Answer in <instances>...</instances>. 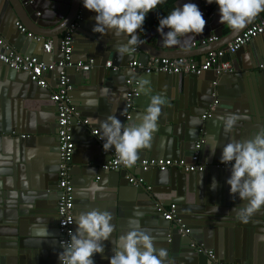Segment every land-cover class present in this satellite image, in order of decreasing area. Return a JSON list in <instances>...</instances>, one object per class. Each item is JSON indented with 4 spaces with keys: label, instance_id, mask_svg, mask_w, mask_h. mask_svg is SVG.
I'll use <instances>...</instances> for the list:
<instances>
[{
    "label": "water",
    "instance_id": "1",
    "mask_svg": "<svg viewBox=\"0 0 264 264\" xmlns=\"http://www.w3.org/2000/svg\"><path fill=\"white\" fill-rule=\"evenodd\" d=\"M54 1L61 4L51 5L50 8L56 11L55 19L52 25L46 28L41 22L45 19V16L42 13L43 9H39V0H0L9 16V20L1 26L0 35L7 40L17 53L31 56H37L34 55L35 51H32L33 45L37 44L42 46L41 54H44V40L49 37L53 41L52 54L58 52L60 58L56 60H60L63 55L60 50V42L62 40L60 36L81 15V20L74 36V52L80 53L81 45L87 43L88 46L82 60L93 58L95 64L89 72L76 71L75 68L68 70L71 82L75 87L73 92H71V100L78 97L75 93L80 86L84 87L82 89L85 94H83V97H90L87 102L77 101V103H74L81 112L80 116L75 117L72 123V132L75 135L76 145L72 165L77 168V172L71 173L72 184L77 192V198L79 196L88 198L90 194V199L86 202L88 209L90 201L110 203L112 210L109 213L112 215V224L114 225L112 237L108 241L103 242V254L94 255V264H109L113 251L119 243L120 236L127 233L126 221H123L122 217L150 220L148 219L149 216L158 219L154 225L160 224L158 230L161 234L153 235L152 237L157 250L163 249L166 252L164 264H204V261L209 262L207 250H213L220 260L228 262L256 264L263 261L262 264H264V208L256 211L248 222H242L237 212L246 202L241 201L238 195H231L230 188L227 192L225 190L218 191L224 187L222 182L219 184L218 190H216V187L213 189L212 186L201 188V186L196 185V181L201 179L199 174L204 177L208 173H218L220 178L225 180H228L231 176V167L221 168L215 166L221 163L215 153L214 161L207 160L211 147H214L215 144L213 141L214 128L218 121L223 122L222 117H226L230 112L240 115L241 119L237 121L231 130L234 134V128H236L237 134L241 135V139L238 138L239 141L253 138L260 130H264V70H256L257 67L264 64V40L263 42H258L256 38L237 52L239 53L245 47L248 49L250 46L251 58L250 63L247 62V66L240 68L241 71L234 68L235 71L229 74L234 77L233 81L236 79L235 84L232 81L233 87L231 91L227 89L226 92H220L219 85L214 88L212 83L218 81L219 77L212 70L208 71V73L213 74L208 84V95L209 93L211 94L201 104H198L195 99V102L191 103L193 105L191 107L185 106L184 108L183 100H179L177 89L173 92L171 89L183 80L200 81L203 77L202 75L207 72L201 75L152 73L146 74L143 79L136 77L140 82L143 81L149 84V88L152 87V91L155 93L164 92L162 96L166 100L158 119V130L153 134L151 147L141 150L136 162L157 158L156 156H173L175 157L174 159H179L187 155L188 157L184 158L189 159L194 152L196 142L201 134L205 132L206 143L201 149V159L209 166L203 172L189 173L178 168H171L164 172L158 170L139 172L133 168L121 171H105L100 167L112 158L111 152L115 150L113 148L107 152L104 151V141L99 140L101 134L98 136L91 134L94 124H101L109 115L116 116L125 126L130 123H138L141 115L135 114L145 112L152 96H149L147 101L144 102L147 90L145 92L140 90L139 97L133 100L134 109L130 111V119L126 120L123 118V114L126 113L128 86L126 85V88L122 90L124 84H122L121 79L126 84L127 78L130 77L128 74L129 70L137 73L139 70L143 72L140 67L131 68L129 63L139 59L138 62L144 66L153 57L189 58L190 56L184 52L187 47L182 44L185 41L183 37L179 38V44L167 47L161 41V34L155 29L157 34L155 44H152L154 37L149 39L144 37V35L142 36L139 31L140 43L135 46L137 48L136 54L125 55L123 59H119L115 48L126 43L127 37H120L117 44L110 42L107 46L106 42L103 51L99 47L100 43H104L101 42V35L94 33L93 28L90 26L89 28L86 27L85 21L88 20V17L86 19L85 15L90 14V11L84 8L82 0ZM19 21L27 25L28 32L41 36L44 40L38 43L28 37L27 34L21 33L16 26ZM85 28L91 32V36L82 33ZM167 31L165 30V32ZM238 34L235 32L232 37H229L231 39H228L229 41H226L224 46ZM113 36L116 38L115 35ZM24 45L26 46L25 50L22 49ZM210 50L212 49L208 48L207 52ZM110 54L112 55L110 56ZM37 57L40 58L39 56ZM109 58L113 59V62L111 61L112 67L118 66L120 70L114 71L112 68L110 70L106 68ZM227 58L229 59V56ZM40 59L42 60V58ZM51 60L55 59L52 58ZM0 64L4 65L2 77L4 85L8 86L10 82H20L24 91L29 94L42 93L51 96L52 93L49 87H38L36 83L31 81L27 73L17 72L2 62ZM149 78L157 80L155 83H151L148 82ZM165 79L167 86L163 89ZM34 86L40 91H36ZM104 89H111L112 91L109 90L110 93L116 94L114 96H116L117 101L115 100L114 102H117V107H112V113L110 112L109 114H106L108 108L103 105L92 106L95 104L93 102L95 93L103 92L105 95V92L108 91ZM214 89L217 91L218 106L209 120H200V117L204 115L209 105L214 101L212 97ZM5 98L6 94H2L3 103L9 105ZM175 102L179 105L180 110H185V114L188 111L193 114L192 120L185 116L186 129L183 132L177 131V120L176 122L174 121L178 114ZM52 104L55 108V103L53 102ZM71 104L73 105L72 102ZM9 106L6 107L8 114H3L5 117L2 116L0 118V138L4 134L9 137L10 141H13L12 145L19 142L20 146L18 152L15 153L17 157L15 159L12 156L9 157L12 167L5 168L0 166V264H60L59 255L62 249L59 245L57 227L60 165L57 113L53 109L54 114H56V119L53 120L54 126H45L55 142L53 140L44 141L49 146L51 157L47 158L45 169L42 172L43 175L38 176L33 170H30L27 162L28 159L30 161L28 148L36 144L35 140L29 139H34L36 136L21 135L20 130L14 124V115L9 113ZM196 109L198 110L197 112L195 111ZM180 115L183 116L184 114L180 112ZM85 119L88 124L83 123ZM77 121L81 122V125H76ZM28 133L39 134L40 132ZM165 141L166 145H163ZM85 145L87 150L84 148ZM56 150L57 153H55ZM86 151L87 155L86 157L83 156V158L82 154L84 155ZM19 152H22V158L19 157ZM14 161L17 164L13 166ZM140 174L149 177L150 181L146 179V186H152L150 190L144 184L134 186L126 177L127 175L131 177L140 176ZM155 178L156 182L153 183ZM93 186H96L100 191L93 193L91 191ZM86 192L88 193L86 194ZM100 192L102 197H99ZM172 203L176 204L177 218L167 221L164 219L163 214L158 211V208H165L172 205ZM215 206H218V212ZM134 212L139 213V215L134 217ZM76 218L75 216V220ZM46 227L47 233L41 231ZM186 229H189V233L183 235L181 230L184 233ZM75 231L76 223L73 226V233ZM241 231L244 234L243 239L237 238L236 233L240 235ZM259 243L261 244L259 245ZM96 256L104 259L98 260ZM254 256H259V258H254Z\"/></svg>",
    "mask_w": 264,
    "mask_h": 264
},
{
    "label": "clouds",
    "instance_id": "2",
    "mask_svg": "<svg viewBox=\"0 0 264 264\" xmlns=\"http://www.w3.org/2000/svg\"><path fill=\"white\" fill-rule=\"evenodd\" d=\"M163 2L164 0H82L84 8L96 14L94 33L101 36L111 33L118 38H128L126 43L115 48L119 59L135 53V46L140 43L138 32L143 30L146 17ZM207 3L217 4L220 23L227 24L235 31L243 30L257 15L264 12V0H207ZM205 26L206 20L198 6L185 3L182 8L176 7L166 17L159 18L157 31L161 34L162 43L172 47L179 44V38L187 34H202ZM165 29L168 31L165 32ZM140 90L145 92L143 81ZM165 102V98L160 95L151 96L139 122L127 126L116 116L109 115L101 122L99 139L104 141V151L114 148L118 161L131 168L136 163L139 152L151 147ZM221 119L224 130L230 132L241 117L232 113ZM211 150L214 154L215 149ZM221 163L231 166L227 184L231 195H238L241 201L246 202L237 212L241 221L246 223L256 211L264 208V130H260L253 138L227 143L222 151ZM212 187L215 189V181ZM91 191L95 193L100 189L93 186ZM215 208L218 212V206ZM133 215L135 217L139 213L134 212ZM75 223L76 231L71 235L70 244L59 255V260L61 264H94V255L103 254V242L112 237V215L107 211L94 209L81 213ZM129 223L138 225L139 221L130 218ZM41 231L47 233V227ZM165 257V250H157L152 236L132 228L120 236L109 264H164Z\"/></svg>",
    "mask_w": 264,
    "mask_h": 264
},
{
    "label": "crops",
    "instance_id": "3",
    "mask_svg": "<svg viewBox=\"0 0 264 264\" xmlns=\"http://www.w3.org/2000/svg\"><path fill=\"white\" fill-rule=\"evenodd\" d=\"M185 3L196 4L198 6L199 10L202 12L204 19L206 20V26H205L202 34H191L190 33V34H187L186 36L183 37V40H185V41H183L182 44L187 47V50H184V52H186V55L190 56L189 59H192L196 62L203 61L206 54L209 52V51L207 52L208 48L212 49V50L222 48V47H224L226 41H229L231 39V38L229 39V37H232L235 32H236V34L241 32V30H239V31L232 30L230 27H228L227 24H221L218 5L215 3L208 4L207 0H164V2L161 3L160 5H158L157 8L154 9V11H152L151 13H158L160 11H163L167 15H169L173 10H175L176 7L182 8ZM39 4H40V5H38V6H40L39 9L40 10L43 9L42 13H44V16H45V19H43L41 22L46 28H49L50 25H52V22H54L55 12H56L54 9H51L50 7H51V5L61 4V3H57L54 0H39ZM95 16H96V14L94 12H90V14L85 15L86 19L88 17V20L85 21L86 27L89 28V26H90L91 28H93L95 26V23H96ZM262 17H264V12H261L259 15H257L255 17V19L253 20V23L258 21ZM7 20H9V16L5 12V10L2 6V3H0V33H1V26L4 25ZM79 21H77L78 24H79ZM20 23L23 24L27 28V25L25 23H23V22H20ZM250 24H247L246 27H248V25H250ZM157 28H158L157 26H151L149 28H147V26H143V30H140V33L142 36L144 35V37H148L149 39L154 37L152 39V44H155L156 36H157L155 29H157ZM165 30H168V29H165ZM64 33L60 37H62L64 35ZM82 33L84 35L91 36V32H89L88 29H86V28L82 30ZM212 36L218 37V41L208 43L206 45V46H208L207 48H205L206 46H202L200 44V42L202 40L208 39ZM1 37H3V36H1ZM48 38H46V39H48ZM119 38L118 37L114 38L113 34H111V33L108 35H105V36H101V42H104V43H100L99 47L101 48V50L104 51V48L106 46V42H107V46L110 44V42L117 44V43H119V41H118ZM257 40H258V42H263L264 34L261 35L260 37H258ZM194 42L197 43L195 46L193 45ZM101 44H102V46H101ZM87 46H88L87 43L81 45V48L79 49L80 53H75V57L78 59H84V55H85L84 53L87 49ZM22 49L25 50L26 46L24 45ZM212 50H210V51H212ZM32 51H35L34 55L39 56L40 58H42L43 61H45L47 63L57 61L56 59L60 58V55L58 54V52H56L54 54L50 53V55L46 54V53L41 54L42 46L40 44L33 45ZM51 54H52V56H51ZM111 55L112 54H110V56ZM52 58L55 60L52 61L51 60ZM153 58H155V57H153ZM162 58H170V57L165 56ZM250 58H251V48L249 46L248 49H247V47H245V49H243L239 53L232 55L230 57V62L234 68H237L240 70V68L247 66V62L250 63ZM91 59H93V58H91ZM108 61L113 62V59L109 58L107 60V62ZM3 66L4 65L0 64V118L2 116H4L3 114H8L6 107L10 105L9 106V113L14 115V121H15L14 124L16 125L17 129L20 130L21 135H26V136L29 135L30 137L36 136L34 139L33 138L29 139V140H35L36 144L35 145L33 144L32 147L28 148V155H30V161L28 159L27 162L29 163L31 171L33 170V172L36 173V175L42 176L43 175L42 172L46 166L47 158L51 157V154L49 152V146H47L44 143V141H46V140H53L54 141L53 136L49 135V132L45 128V126H48V127L54 126L55 123L53 122V120L56 119V114H54L53 109L56 110V113H57V109H56V107L54 108V105L52 104L53 102H52V100L48 94H42V93L29 94L26 91H24L23 85L20 82H10V84H8V86L4 85V80H2L3 72H4ZM261 66L257 67L256 70H264V66H263V68ZM107 69L110 70L111 68H107ZM128 74L130 77H139L141 79H143L144 76L146 75V73L142 72L141 70H139L138 73L134 72L132 70H129ZM56 76H57V72L51 73V75H49V86L48 87L50 88L51 93L54 90V87L56 85ZM202 76L203 77L201 78L200 81H198V80H192V81L191 80L190 81L183 80V81H180L179 83H177V85L172 87V89H171L172 92L177 89L178 95L180 97L179 100H181V99L183 100V107L184 108H185V106H187V107L193 106L191 103H194L195 99H196V102L198 104H201L209 98L211 93H209V95H208V91H209L208 84L210 83V79L212 78L213 74L207 72V73L203 74ZM233 78L234 77L229 75V74H225V75H222L221 77H219V79L217 81L218 82L217 85H219L220 92L221 91L226 92L227 89H228V91L229 90L231 91V88L233 87V83L235 84V81H236V79H235V81H233L232 80ZM156 80L157 79L153 80V79L149 78L148 82L155 83ZM121 81H122V84H124L122 86V90H124L126 88V84L124 83L123 79H121ZM232 81H233V83H232ZM144 84L146 86L145 90H147V94L145 96L144 102H146L148 97L151 95L152 96L153 95H160V96L163 95L164 92H156L155 93L154 91H152L153 90L152 87L149 88V84H147V83H144ZM166 84H167V81L165 79L163 89L166 88V86H167ZM34 89L36 91H40L39 89L36 88V86H34ZM74 89H75V87H74ZM82 89H84V87L80 86L78 88L77 92L75 93L76 95H78V97H76V99H74V100L72 99V101H71L73 103V107L75 109H77L79 114L81 111L78 110V107L74 103H77V101L78 102L79 101H86L87 102V101H89L88 99L90 98L88 96L83 97L84 93L82 92ZM148 89H149V92H148ZM104 90L108 91V92H105V95L103 94V92H96L95 93V99L93 101V102H95V104H93L92 106L103 105L104 107L108 108L106 111V114H109L110 112L112 113V107H117V102L116 103L114 102L115 100L117 101V99H116V96H114L115 93H110L109 90H111V89H108V90L104 89ZM2 94H6V98H5L6 100L5 101H8L9 105L7 103H3L2 99H1ZM102 96H105V97H102ZM248 99H249V97H248ZM51 107H52V109H51ZM175 107H177V109H178V114H177L176 118L174 119L175 122L177 120L176 128H177L178 132H183L186 129L185 116L187 118H189L190 120H192L193 114L191 111H188V113L185 114V110L184 109L180 110L179 105L177 103H176ZM195 111L197 112L198 110L196 109ZM180 112H182L184 115L181 116ZM232 113L233 112H230L229 114H232ZM142 114H143V112H140V113L135 114V115H142ZM100 119H101V117H100ZM171 119L173 120L172 117H171ZM200 120H203L202 116L200 117ZM205 121H207V120H205ZM76 125H81V122L77 121ZM93 129H98L99 134H101V124H99V123L94 124V127L91 129L92 135H94L92 133ZM2 130H3V128H2ZM28 132H34V133L40 132V133L39 134H32V133H28ZM214 133H215V135H214L213 141L215 144H214V147H211V149H215L214 153L216 154L217 159L221 160V155H222V151H223L224 146L229 142L239 141L238 138L241 139V135L237 134L236 128H234V134L231 131L226 132L224 130V124L221 121L217 122V124L214 128ZM81 134H82V132H81ZM94 136H96V135H94ZM74 139H75V135H74ZM12 142L13 141H10L9 137H6V135H4V134L1 135V138H0V166L1 167L11 168L12 166H11V162H10L9 157L12 156L14 159L17 157V155L15 153L18 152L20 143L17 142L15 145H12L13 144ZM217 144H219L218 147H217ZM163 145H166V141L163 143ZM55 148L57 149V147H55ZM84 148H86V150H87L86 145ZM171 148H172V146H171ZM55 153H57V150ZM215 154H213V152L211 150L209 155L207 156V160L214 161ZM86 155H87V151L85 152L84 155L82 154V157L83 156L86 157ZM19 157L22 158V152H19ZM156 157L160 158V159L161 158H175L173 156H156ZM184 157H188V156L184 155L181 158H184ZM16 164H17L16 161H14L13 166ZM74 167H75V165H72L71 173L77 172V168H74ZM211 174H213V175H211ZM199 175H201L200 176L201 179H198L196 181V185L201 186V188L202 187H204V188L211 187L213 185V181L216 182V188H217L216 190H218L219 184L222 182V185L224 187H222L218 191L225 190L227 192L228 189L230 188V186L227 184V180L221 179L220 175H218V173H208V175H206L204 177L202 176V174H199ZM135 178H143L142 184H144L145 186H146V179H148V181H150L149 177H147V175H144V174H140V176H135ZM155 182H156V178L153 179V183H155ZM147 187H149V185L146 186V188ZM150 187L152 188V186H150ZM87 193L88 192H86V194ZM74 194H75V199H76L75 200L74 213H75L76 217H78L81 213H86V212H88L90 210H94V209H97L100 211H107V212H110V210H112V205L110 203H108V202L98 203L96 201H94V202L90 201V206L88 209L87 208L88 205L86 204V202L88 201V199H90L89 198L90 194H89L88 198H84V197L81 198V196H79L77 198V192L75 191V188H74ZM101 195H102V193L99 194V197H102ZM172 204L176 205L174 203H172ZM169 207L170 206H166L165 208H169ZM130 218H133V217H127V218L122 217L121 218L123 221H126L125 225L127 226V232L129 230H131L132 228H136L139 231L146 232L150 236L161 234V232L158 230V228H160V224L154 225L158 219H155L154 217L151 218V216H149V218H148L150 220H146L145 218H137V220L139 221V223L137 225V224H130L129 223ZM133 219H135V218H133ZM236 234H237V238L240 237L243 239L244 234L242 231H241L240 235H238V233H236ZM246 242H247V240H246ZM247 244H248V242H247ZM260 244L261 243H259V245ZM198 251L201 252L200 249H198ZM96 257L98 258V260L104 259L103 257H100V256H96ZM254 258H259V256L258 257L254 256ZM260 258H262V257H260ZM262 263H263V261L257 262L256 264H262ZM182 264H184V263H182ZM204 264H209V262L204 261Z\"/></svg>",
    "mask_w": 264,
    "mask_h": 264
},
{
    "label": "built area",
    "instance_id": "4",
    "mask_svg": "<svg viewBox=\"0 0 264 264\" xmlns=\"http://www.w3.org/2000/svg\"><path fill=\"white\" fill-rule=\"evenodd\" d=\"M81 20V15L77 17L76 22L65 31L60 42V50L62 52V58L57 61L47 63L37 56L22 55L17 53L8 42L0 36V62L7 65L9 68L14 69L17 72L27 73L31 81L36 83L40 88H46L49 86V75L57 72L56 85L50 96L52 102L55 103L57 109V125H58V143L60 154L59 165V198L57 202V215H58V231H59V245L62 251L71 242V235L73 233V226L75 223V194L74 186L72 184V161L75 151V140L72 132V123L75 117H79L80 114L71 104V92L74 90V86L71 82L68 70L75 68L76 71L89 72L95 64L94 59L82 60L75 57V31L78 28V22ZM18 30L27 34L28 37L34 39L36 42L41 43L44 38L41 36L33 35L28 32L27 28L20 22L16 23ZM264 34V17L258 21L250 24L243 31H241L231 42L226 46L209 51L204 60L196 62L189 58H151L146 65L142 66L138 60H134L129 63L131 68L140 67L146 74L152 73H166L173 75H201L208 71H213L217 77H221L225 74H230L235 71L233 65L230 62V57L235 55L242 47L249 44L254 39ZM218 37L212 36L208 39H204L200 42L202 46H206L208 43L217 42ZM197 43L194 42L195 46ZM53 51V41L48 38L44 40L43 52L50 54ZM137 51V48H136ZM135 51V52H136ZM229 56V59L227 58ZM263 68V65L261 66ZM106 68H112L114 71L120 70V67H112V62L106 63ZM140 80L136 77H128L126 85L128 91L126 93V113L123 114L124 119H130V111L134 109L133 100L140 95ZM215 88L217 81L212 83ZM214 101L209 105L208 109L202 116V119L208 120L212 117L213 112L218 106L217 92H212ZM84 124H88L87 120L83 121ZM92 133L96 136L99 135L98 129H93ZM25 137V136H22ZM100 138V137H99ZM101 140V139H99ZM206 143L205 132H203L199 140L195 144L194 152L192 156L188 158H150L143 160L142 162H136L131 168L138 170L139 172H148L149 170H158L160 172L167 171L171 168L183 169L189 173H201L208 164L204 163L201 159V149ZM112 158L101 165V169L105 171H121L128 170L129 167H125L118 161L116 152H111ZM221 168H229L222 163L215 165ZM130 183L135 186L141 185L143 178H135L130 175L126 176ZM148 190L151 187H147ZM158 211L163 214V217L167 221H172L177 218L176 205H170L169 208H158ZM181 222L180 220H177ZM189 233V229H186L183 233ZM209 257V264H250L247 262H228L220 260L213 250L206 251ZM61 264V263H60Z\"/></svg>",
    "mask_w": 264,
    "mask_h": 264
},
{
    "label": "trees",
    "instance_id": "5",
    "mask_svg": "<svg viewBox=\"0 0 264 264\" xmlns=\"http://www.w3.org/2000/svg\"><path fill=\"white\" fill-rule=\"evenodd\" d=\"M166 16H167V14L163 11H160L158 13H149L145 19L143 26H147V28H149L151 26H157V25H159V18H164Z\"/></svg>",
    "mask_w": 264,
    "mask_h": 264
}]
</instances>
